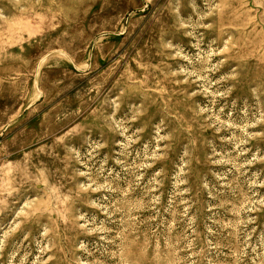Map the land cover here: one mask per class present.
<instances>
[{"label":"rangeland","instance_id":"rangeland-1","mask_svg":"<svg viewBox=\"0 0 264 264\" xmlns=\"http://www.w3.org/2000/svg\"><path fill=\"white\" fill-rule=\"evenodd\" d=\"M0 264H264V0H0Z\"/></svg>","mask_w":264,"mask_h":264}]
</instances>
